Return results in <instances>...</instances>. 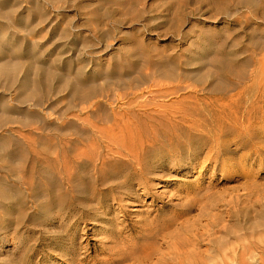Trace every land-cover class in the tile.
Instances as JSON below:
<instances>
[{"label":"rangeland","instance_id":"1","mask_svg":"<svg viewBox=\"0 0 264 264\" xmlns=\"http://www.w3.org/2000/svg\"><path fill=\"white\" fill-rule=\"evenodd\" d=\"M253 7L252 0H0V264H210L230 245L235 264H264V113L231 120L199 141L187 155L192 164L159 162L158 179L134 186L132 196L99 189L91 202L90 192L81 195L56 176L62 170L49 158L62 153L61 135L79 138L69 122L91 125L97 105L131 102L123 86L109 92L106 79L137 77L144 58L169 66L158 75L146 69L155 75L146 96L177 87L157 101L219 98L223 92L209 93L212 58L230 64L255 54L264 62L257 48L264 18ZM47 69L109 96L81 106L68 78L47 80ZM171 69L176 80L163 77ZM216 70L218 84L233 79ZM43 83L37 105L32 87ZM224 111L228 121L229 107L215 109ZM53 175L70 195L65 205Z\"/></svg>","mask_w":264,"mask_h":264},{"label":"bare ground","instance_id":"2","mask_svg":"<svg viewBox=\"0 0 264 264\" xmlns=\"http://www.w3.org/2000/svg\"><path fill=\"white\" fill-rule=\"evenodd\" d=\"M252 4L254 7L251 12L254 16L264 18V0H252ZM260 40L257 41V48L260 47L264 52V38ZM247 51L248 48L244 50ZM254 56L255 54H252L247 59L232 61L230 64H225L220 57L212 58L209 61L208 66L211 69L209 68L208 74L214 82L210 85L209 93L211 95L216 92L223 93L218 96L219 98L211 96V100L208 101L197 96H186L179 102L171 104L157 101L158 98L178 94L180 88L177 87L173 88V91L169 87L157 91V94L151 93L146 96L143 87L155 79V75L148 73L146 69L158 75L168 71L169 66L166 64L160 66L145 58L139 63V73L135 78L126 81L122 80L120 75L116 77L118 80L109 81L107 76L105 84L110 89L109 92L123 86L121 88L123 95L127 99L132 98L131 102L119 106L114 102L111 105H97L93 114L94 124L91 125H88L90 123L88 122L81 128H76L73 122H69L67 130L78 133L79 138L74 140L61 135L63 138L58 143L62 147V153L49 156L50 164L62 170L56 176L60 178L61 175L60 179L65 180L81 195L90 192L88 200L93 202L99 201V189L115 190L120 194L132 196L133 193L136 194L134 186L146 188L150 180L158 179L159 162H166L175 167L183 165L185 159H189L188 163L192 164L187 155L201 148L199 141H206L215 131L225 130L226 124L231 120H236V124L239 120L250 121L253 115L264 113V74L259 72L264 62L259 64ZM216 68L226 71L233 79L221 80L218 84L214 79L215 75L219 76ZM171 71V75L164 74L163 77L176 80L178 75L174 70ZM56 74L68 78L65 81L71 87L70 96L79 101L81 106L88 105L92 108L96 105L95 100L106 99L109 96V93L106 94L96 84L78 81L69 73H62L58 69H47L45 78L48 80ZM46 85L47 83L33 85L32 93L39 97ZM219 88L225 89L218 91ZM228 88L241 90L232 93L233 90L230 91ZM40 100L42 99L39 97L37 105ZM221 106L230 108L228 121L225 111L219 115L215 112V109ZM233 108L240 111L236 117ZM260 119L263 120L264 117ZM57 145L56 147H59ZM72 150L75 151L74 156L70 154ZM73 166L81 169L74 171ZM57 177L53 175L51 181L60 189L59 204L65 205L71 201L70 195L62 190V181ZM87 208L90 209V206ZM104 211L109 214V210ZM229 247L232 252L219 254L221 259L212 257L208 260L209 263L235 264L236 249L231 245Z\"/></svg>","mask_w":264,"mask_h":264}]
</instances>
